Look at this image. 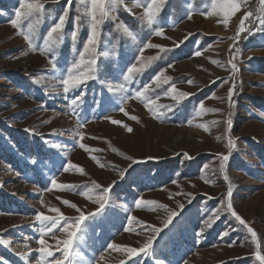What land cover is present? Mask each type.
<instances>
[{
    "label": "rangeland",
    "instance_id": "obj_1",
    "mask_svg": "<svg viewBox=\"0 0 264 264\" xmlns=\"http://www.w3.org/2000/svg\"><path fill=\"white\" fill-rule=\"evenodd\" d=\"M149 2L124 0L113 6L99 26L95 51L85 54V62L95 59L96 64L79 69L94 78L65 92L62 80L79 62L90 34L85 5L40 0L43 12L19 18L15 28L11 21L17 19L20 0H0V264L63 260V245L57 242L67 233L60 213L67 223L79 224L71 264H145L149 248L135 255L124 249H140L149 238L153 245L182 216L193 226V245H185L180 264H264L256 257L257 251L264 256V5L236 0L239 8L232 12L226 0H162L149 25L141 18ZM66 9L64 40L46 45L48 31ZM248 12L252 15L241 30ZM161 30L163 35H156ZM149 57L157 58L149 62ZM142 64L126 82L127 69ZM145 85L149 90L137 98ZM98 94H103L101 105L95 101ZM24 138L50 146L38 154L39 164H32L38 157L34 144L18 152L32 155L23 158V167L10 159V149ZM229 139L234 143L230 155ZM57 152L60 157L51 156ZM221 154L229 155L223 170ZM155 163L164 169H155ZM147 164L154 168L153 181L174 175L164 185L135 188L133 202L118 199L122 183ZM229 187L233 210L245 224L226 210ZM139 200L156 203L138 207ZM54 208L60 213L49 210ZM38 214L56 218V227L38 221Z\"/></svg>",
    "mask_w": 264,
    "mask_h": 264
},
{
    "label": "snow or ice",
    "instance_id": "obj_2",
    "mask_svg": "<svg viewBox=\"0 0 264 264\" xmlns=\"http://www.w3.org/2000/svg\"><path fill=\"white\" fill-rule=\"evenodd\" d=\"M79 4L85 5V15L87 17H89V23H90V34L88 35L87 41L83 46V50L79 52V56H80V60L77 63H74L72 65L71 68H69L67 70V77L64 78L62 80V83L64 85V91L67 92L70 90V88H75V87H79L81 84L85 83L88 79H92L94 77L90 76L87 72H83L80 71V67L81 65H84L85 63L89 66V70H91V66L96 64V60L95 59H89L87 60V62H85V54L87 53H92L95 51V46L97 44V40H98V36H99V26L105 21V19H108L110 17V11L112 10L113 6H119L120 4H123L124 0H78ZM134 2H136V0H134ZM69 5H71L72 0H68ZM162 3V0H150L149 3H147L145 10L143 12L142 15V19H145L146 22L151 25L155 23L156 20V16L160 10V5ZM226 3L228 4V6L231 8L232 12H235L238 10L239 5L236 2V0H226ZM261 5H264V0H260ZM218 7L217 4H213V8L216 9ZM221 8L224 7V5H220ZM44 10V6L42 3H40V0H20V10L16 11V17L17 19H14L11 21V24L13 27L15 28H19L20 24H19V18L24 17V18H28L33 16L36 13H42ZM66 14H67V9L65 10V14L61 15L59 17V20L57 23H55L50 30L47 33L48 39L45 41V44H58L61 43L64 40V34H63V27L65 24V18H66ZM252 15L251 12H248L245 14L244 18H242L241 20V30H243L242 26H243V22L244 19H247L248 17H250ZM114 18V17H113ZM261 22L264 23V17H261ZM80 17H76V22L77 24L79 23ZM225 24H227V20L224 21ZM120 27L123 29V31L129 35L132 36V32L128 29L127 26L125 25H120ZM22 35H24L23 32H21ZM156 35H163L162 30L161 31H157ZM24 38L26 40L29 41V43H31V40L29 38L28 35H24ZM70 38L71 40L75 43L76 38H77V32L76 30H73L70 34ZM146 47H155V48H161L160 45H154V44H148L146 45ZM161 50L163 51L164 49L161 48ZM197 55H200L199 52H197ZM157 57H149L148 60L149 62L151 60L156 59ZM214 63H218L216 61H214ZM143 67H145V65H141V68H137L136 65H132L127 69V74L124 75V80L130 81L132 78V74L134 72H138V71H142ZM233 69H235V65L233 64ZM162 74L157 75L154 78V82L156 81H160V77ZM164 83H167V78H165ZM189 83H191V81H189ZM119 90H123L124 89V85L121 84L118 86ZM109 90H113L111 87ZM149 90V86L145 85L143 91L138 92L137 93V98H142L144 96V94ZM170 91L175 92L176 89L173 87L172 89H170ZM180 96H184L187 95L186 93H179ZM229 99L232 96V91H229ZM175 98V97H174ZM76 99H74L72 101L73 104H76ZM152 103L151 101H149L148 103L145 104V107H149V104ZM203 104L200 105V108L203 109ZM121 111H124L123 109H121ZM149 111H152L151 108H149ZM212 111H216V110H212ZM158 118V116H157ZM131 119L133 120H137L138 118L135 116H132ZM113 123L115 124H120V121H113ZM228 123L230 124L231 122L228 121ZM125 127L127 128V125H125ZM197 127L203 128L205 131H207V127L203 124L197 125ZM127 130L129 132L132 131L131 128H127ZM82 148L84 147L83 144L80 145ZM228 147H229V155L231 153V149L234 147V143L231 139L228 140ZM229 155H223L221 154V164H220V168L223 170L225 168V162L228 161L229 159ZM65 171H67V169H65ZM52 183L55 185L56 181L53 180ZM59 187L63 188L65 187L64 185H60ZM108 189H105V192H107ZM229 199L227 201V211H230L231 214L236 217L237 220L240 221L241 224H245V221L233 210V206L231 203V195H232V191L231 188L229 187L228 193H227ZM104 201H105V197L104 196H100L97 199V202L100 203L101 208L104 207ZM43 203V201H41ZM64 203L66 205H69L70 202L69 201H64ZM137 206H141L143 205H153L156 202L155 201H143V200H139L136 202ZM70 206L72 208H77V206L75 204H70ZM160 207H165L163 205H160ZM50 211H54L56 213H60V210L58 208H54V209H49ZM79 210V209H77ZM154 210V209H153ZM176 213H171L168 217V221L167 222H171L172 216H175ZM59 219H63L66 222V228L62 229L64 231H66L67 233V239H64L62 241H58L57 242V246L59 245H63V260H57L55 261V264H71V262L68 260L69 255L71 254V247L74 243V240L76 238L77 232L79 230V224L75 223H67L68 218L64 217L62 213H60ZM85 217L83 215L79 216L78 220L82 221ZM36 219L38 221H52V226L53 228L56 227V223L55 220L56 218H52L43 214H38ZM134 218H130V223L131 220ZM166 222V223H167ZM206 224H208L210 226V222H206ZM126 230H130V229H126ZM47 231H52V228H48ZM155 232H159L160 229H154ZM248 231L251 233L253 240L256 239L257 234L256 232L252 229V228H248ZM42 232H44V230L42 229ZM225 235H227V233H225ZM152 239L153 238H149L148 241L144 244V246L140 249H135V248H125L124 250L129 253L130 255H135L138 252H145L148 248L151 247L152 245ZM41 245H43L45 243V241L43 239L38 241ZM110 248L116 249L118 247L121 246H117L115 244L109 245ZM41 253L47 252L48 256H52L53 253L45 248H41L40 249ZM256 257L258 260L264 262V256L260 255L259 251L256 252ZM121 264H123V262H121Z\"/></svg>",
    "mask_w": 264,
    "mask_h": 264
},
{
    "label": "trees",
    "instance_id": "obj_3",
    "mask_svg": "<svg viewBox=\"0 0 264 264\" xmlns=\"http://www.w3.org/2000/svg\"><path fill=\"white\" fill-rule=\"evenodd\" d=\"M103 94H98L95 96V101L100 104L99 97ZM86 101L91 102L90 94L87 93L85 97ZM94 101V103H95ZM96 105V104H95ZM101 105V104H100ZM87 107V106H86ZM16 137V135H14ZM41 143V147H40ZM34 144L36 147H38L37 154L40 153L44 154V149L46 148L48 151H50V146L47 145L45 141L36 142L31 140L30 138H24L23 140H20V142L17 143V146L10 149L9 153L12 155L10 159H13L17 162L18 167H23L22 163L23 158H29L32 155L28 154L27 156L25 154H22L23 157H21L18 152L21 151L20 149H24V146ZM7 144H4V147ZM5 149V148H4ZM60 157L59 152L57 153H51L52 157ZM40 156L38 155L37 159L32 161V164H39ZM150 164L145 165L144 168H141L140 170L136 171L135 173L130 174L129 176V182H123L122 186L123 189L120 190V197L118 199H121V201L126 202L129 200L130 202L135 201V198H133L135 188L137 189H145L147 187H156V185H164L174 174L170 173L169 175L166 173L163 177L157 178L158 180L153 181V171L155 169H164L163 167H160L158 163H155L154 168H149ZM168 169L164 170V173ZM169 173V171H168ZM166 176V177H165ZM130 182H133L134 184H131ZM153 183V184H150ZM130 185V187H129ZM116 211V210H115ZM109 215L112 214L111 210L106 211ZM189 218H182L175 221L172 225L165 228L163 233H161L156 239L155 243L146 251V262L145 264H180L183 258V254L185 255L186 252V244H189L190 246L193 245V242L191 240L190 232L193 231V226L191 227L189 224ZM191 224V223H190ZM96 241V240H95Z\"/></svg>",
    "mask_w": 264,
    "mask_h": 264
}]
</instances>
